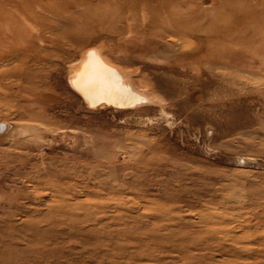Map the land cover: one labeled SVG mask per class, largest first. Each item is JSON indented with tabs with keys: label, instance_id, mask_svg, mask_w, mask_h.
<instances>
[{
	"label": "rangeland",
	"instance_id": "obj_1",
	"mask_svg": "<svg viewBox=\"0 0 264 264\" xmlns=\"http://www.w3.org/2000/svg\"><path fill=\"white\" fill-rule=\"evenodd\" d=\"M231 1L0 0V264H264V30Z\"/></svg>",
	"mask_w": 264,
	"mask_h": 264
},
{
	"label": "bare ground",
	"instance_id": "obj_2",
	"mask_svg": "<svg viewBox=\"0 0 264 264\" xmlns=\"http://www.w3.org/2000/svg\"><path fill=\"white\" fill-rule=\"evenodd\" d=\"M225 1L228 3V1H231V0H225ZM238 1L239 0H237V2ZM260 1H262V0H240L241 5L243 4L242 7H237L236 6L232 10L231 7H230V5H227L226 6V9H228V11L230 12V14L232 16L236 17V20H238L242 24V26L244 24H246V23H249V24L257 27L255 29V32H256V34H259L260 35L261 31L264 30V9L261 10V11L259 10V6L262 5V4L259 5L260 4ZM187 2H188V0H182V3H187ZM231 2H233V1H231ZM229 4H230V2H229ZM8 12H7V14H9ZM10 18H12V17H10ZM244 27H245V25H244ZM239 28H240V25H239ZM247 35H249V34L247 33ZM91 52H93V51H91ZM85 55H87V54H85ZM88 56H90V54ZM86 61H87V59H86ZM80 63H81V59H80ZM82 63H83V65L81 67V71L79 70L80 69V66H79V67H77L75 69V71H73L71 73L70 76H71V79H72V83L78 89H81L80 91H82L84 94L91 93L92 95H95L94 98L93 97H91V98L86 97V99L89 102L95 103L94 105H96V103L98 104V103L104 102V100H105L104 97L107 95V93H109V90H110V87H111L110 86V87L106 88L104 86V85H106V84H104V83H106L105 80L108 81V79L104 75L98 73L99 67H98V69H96L97 67L94 66V64L92 63V61H91V64H93L92 66H91L90 62H88V64L86 62L85 63L82 62ZM99 63H101V62H99ZM109 85H110V83H109ZM107 101H111V99H108ZM117 105H120V104H117ZM24 130H25V128L23 127V130L22 131H24Z\"/></svg>",
	"mask_w": 264,
	"mask_h": 264
}]
</instances>
